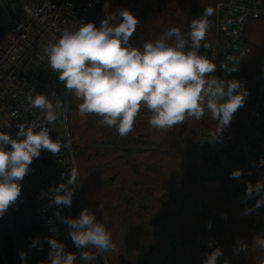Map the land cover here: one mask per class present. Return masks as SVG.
Returning a JSON list of instances; mask_svg holds the SVG:
<instances>
[{"label":"trees","instance_id":"1","mask_svg":"<svg viewBox=\"0 0 264 264\" xmlns=\"http://www.w3.org/2000/svg\"><path fill=\"white\" fill-rule=\"evenodd\" d=\"M105 1L106 16L112 17L126 0ZM216 2L133 0L126 9L140 21L130 38L137 48L169 27L187 33L193 19L212 9L200 54L218 65L216 76L243 81L249 92L244 106L218 138L217 122L207 110L199 121L189 118L169 132H160L149 126L151 113L143 107L133 130L121 137L114 128L99 125L101 117L79 115L80 101L69 94L66 125L79 171L82 205L106 224L117 245L115 251L98 253L93 264H203L206 254L216 247L223 251L218 264H264V250L253 247L254 237L264 236V206L245 215V209L260 198H245L247 183L264 181V165L245 167L233 148L216 143L223 134L239 132L250 96L264 78V16L248 19L237 48L223 50L217 45L220 11ZM230 55L240 59L239 71L226 74L219 65ZM237 169L243 175L231 178ZM244 177L246 181L241 182ZM80 212L78 203L74 218ZM6 219L18 253H27L22 263L35 264L19 232H14L13 221ZM241 242L249 246L246 253L234 251Z\"/></svg>","mask_w":264,"mask_h":264},{"label":"clouds","instance_id":"2","mask_svg":"<svg viewBox=\"0 0 264 264\" xmlns=\"http://www.w3.org/2000/svg\"><path fill=\"white\" fill-rule=\"evenodd\" d=\"M211 14V8L205 9L203 16L190 22L187 33L178 27H169L154 41H145L142 48H137L132 46L130 38L140 21L128 9H121L118 18L122 19L115 23L114 18L108 16L101 20L99 27L90 22L81 23L74 30L63 29L55 42L45 45L43 54L49 67L59 74L58 79L64 83L66 91L80 101L77 104L79 115L101 117L99 125L114 128L121 137L133 130L143 107L151 113L149 126L160 132H169L189 118L199 121L207 110L217 122L215 138H218L230 125L233 115L244 106L249 92L243 81L216 76L218 65L200 54L210 26L207 17ZM239 61L238 57L230 55L219 67L226 74L237 72ZM26 101L43 115L17 124L15 137L0 131V217L21 197V181L30 173V165L41 151L59 156L62 147H67L66 143L50 137L49 125L54 127L62 107L55 92L49 97L34 94V89H29ZM261 164L264 165V160ZM64 175L61 174L62 178ZM242 175L243 170L237 169L231 173V178ZM67 176L66 183L47 190L48 207H71L80 179L74 164ZM262 193L264 181H257L255 185L247 183L245 198H260L245 209V215L264 206ZM54 215L67 226V235L74 247L83 251L77 256L67 252L66 246L56 238L44 237L49 245L44 264H77L78 260L93 264L98 253L117 249L106 224L98 221L89 208H84L77 218L61 217L58 211ZM224 218L227 219L226 214ZM208 228L211 229V223ZM52 231L58 230L54 227ZM34 247H42L39 239L31 241L30 248ZM253 247L264 250V236L256 235ZM248 250L249 246L242 242L234 249L245 253ZM18 255L26 262L27 253L21 251ZM222 255V249L216 247L206 254L203 264H218Z\"/></svg>","mask_w":264,"mask_h":264},{"label":"built area","instance_id":"3","mask_svg":"<svg viewBox=\"0 0 264 264\" xmlns=\"http://www.w3.org/2000/svg\"><path fill=\"white\" fill-rule=\"evenodd\" d=\"M132 1L126 0L122 9ZM216 6L220 11L217 45L223 50L237 48L248 19L264 16V0H217ZM107 9L105 0H0V131L15 137L17 124L42 118L43 114L26 101L29 89L49 97L55 92L62 105L54 127L49 125L50 137L66 143L67 147H62L59 156L42 150L30 165V173L21 181L43 228L41 234H35V239L42 243L36 264H44L48 259L49 245L44 237L56 238L59 242L63 238L65 224L54 214L58 211L61 217L74 218L78 203L81 211L84 209L80 179L71 207H48L47 190L66 183L68 169L76 163L66 125L69 93L59 81V74L49 67L43 49L49 41L55 42L65 28L74 30L81 23L90 22L99 27L107 17ZM118 13L119 10L112 16L113 23L119 19ZM216 143L224 144L227 150L233 148L245 167L264 160V78L250 96L239 132L223 134ZM62 173H65L63 178ZM240 181L245 182L246 177ZM4 216L10 217L8 211ZM54 227L58 231L53 232Z\"/></svg>","mask_w":264,"mask_h":264},{"label":"water","instance_id":"4","mask_svg":"<svg viewBox=\"0 0 264 264\" xmlns=\"http://www.w3.org/2000/svg\"><path fill=\"white\" fill-rule=\"evenodd\" d=\"M21 184V197L8 213L30 253L36 256L38 247L30 248V244L35 234L42 233V223L24 183ZM0 264H23L5 216L0 217Z\"/></svg>","mask_w":264,"mask_h":264},{"label":"rangeland","instance_id":"5","mask_svg":"<svg viewBox=\"0 0 264 264\" xmlns=\"http://www.w3.org/2000/svg\"><path fill=\"white\" fill-rule=\"evenodd\" d=\"M67 231H68V229H67V226L65 225V228H64V231H63V238L61 240V243H63L66 246L65 250L67 252H72V253L76 254L77 256H79V254L81 252V249H76L74 247L70 237L67 235ZM19 241L22 242V240H19ZM77 264H83V262L78 260Z\"/></svg>","mask_w":264,"mask_h":264},{"label":"flooded vegetation","instance_id":"6","mask_svg":"<svg viewBox=\"0 0 264 264\" xmlns=\"http://www.w3.org/2000/svg\"><path fill=\"white\" fill-rule=\"evenodd\" d=\"M10 219H11V217H10ZM12 220V219H11ZM14 224V223H13ZM16 226V225H15ZM12 228H13V230H14V232H17L18 231V228L16 229L15 227H14V225L12 226ZM19 232V231H18Z\"/></svg>","mask_w":264,"mask_h":264},{"label":"bare ground","instance_id":"7","mask_svg":"<svg viewBox=\"0 0 264 264\" xmlns=\"http://www.w3.org/2000/svg\"><path fill=\"white\" fill-rule=\"evenodd\" d=\"M34 257H35L34 259H35V263H36L37 255H36V256H34Z\"/></svg>","mask_w":264,"mask_h":264}]
</instances>
